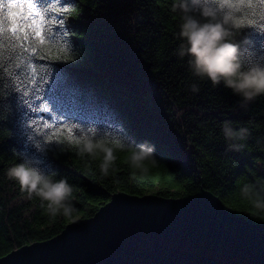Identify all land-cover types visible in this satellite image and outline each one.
I'll return each mask as SVG.
<instances>
[{
  "label": "trees",
  "instance_id": "trees-1",
  "mask_svg": "<svg viewBox=\"0 0 264 264\" xmlns=\"http://www.w3.org/2000/svg\"><path fill=\"white\" fill-rule=\"evenodd\" d=\"M37 2L49 21L48 43L37 53L30 42L0 35V258L92 218L117 193L185 199L207 191L264 225V213L241 192L246 184L264 192V95L241 108L230 89L192 74L188 58L177 52L173 0ZM232 5L220 11L240 22L234 42L241 58L264 64V0ZM54 19L65 23L53 25ZM63 42L70 51L60 59L44 51L56 52ZM44 106L50 111L42 112ZM224 121L248 129L239 150L225 142ZM44 122L73 126L76 139L102 147L83 152L66 129L49 141L53 130ZM141 144L154 148L155 161L137 166L131 156ZM104 148L112 152L107 168ZM21 161L68 180L70 215L49 212L46 202L9 178L8 169Z\"/></svg>",
  "mask_w": 264,
  "mask_h": 264
},
{
  "label": "water",
  "instance_id": "water-1",
  "mask_svg": "<svg viewBox=\"0 0 264 264\" xmlns=\"http://www.w3.org/2000/svg\"><path fill=\"white\" fill-rule=\"evenodd\" d=\"M0 264H264V225L207 191L185 199L117 193L92 218Z\"/></svg>",
  "mask_w": 264,
  "mask_h": 264
},
{
  "label": "clouds",
  "instance_id": "clouds-1",
  "mask_svg": "<svg viewBox=\"0 0 264 264\" xmlns=\"http://www.w3.org/2000/svg\"><path fill=\"white\" fill-rule=\"evenodd\" d=\"M220 9L214 0H173L172 11L180 18L178 34L181 44L177 52L181 58H188L189 69L195 77L230 89L240 98V107L244 108L257 96L264 95V64L245 63L238 44L234 42V29L238 24ZM192 89L198 91L195 84ZM221 134L229 149L239 150L248 129L224 121ZM76 143L82 145L81 151L88 153L102 147L88 138L78 139ZM103 150L106 156L102 166L107 168L112 152L108 148ZM149 160L155 161L153 147L141 144L133 149L132 164L139 166ZM7 175L17 181L29 197L35 195L46 202L49 212L62 211L70 215L73 211L70 202L73 189L66 178L55 179L53 173L26 161L9 168ZM241 192L258 212L264 213V192L248 184Z\"/></svg>",
  "mask_w": 264,
  "mask_h": 264
},
{
  "label": "snow or ice",
  "instance_id": "snow-or-ice-1",
  "mask_svg": "<svg viewBox=\"0 0 264 264\" xmlns=\"http://www.w3.org/2000/svg\"><path fill=\"white\" fill-rule=\"evenodd\" d=\"M215 3L219 5L221 9L225 7L226 4L229 6L232 5V0H214ZM5 9L7 13L5 15ZM63 11L67 12L68 9L64 8ZM46 9H44L37 0H0V35H8V39L20 42H30L29 47L31 51L35 54L39 51L40 45H45L48 43L46 36V28L49 24V21L46 19ZM233 18L232 14L229 13ZM53 25L63 26L65 21L63 19H54L51 21ZM239 24L240 22H236ZM35 37L36 40L32 41V38ZM44 51L49 56H55L57 59H60V53L67 54L70 51V45L67 42H63L57 46V51L53 52L51 47H47ZM50 109L47 106L42 108V112H49ZM41 119H43L41 117ZM78 127V126H75ZM44 129H52L51 134L47 136L49 141L58 137V135L63 134L62 129H66L68 138L70 140L76 139L74 133V127L67 124H62L61 128H57L55 125L49 122L43 123ZM95 133L94 129H91Z\"/></svg>",
  "mask_w": 264,
  "mask_h": 264
}]
</instances>
